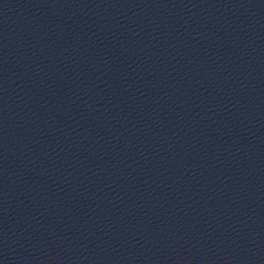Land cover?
I'll return each mask as SVG.
<instances>
[{
  "label": "water",
  "instance_id": "water-1",
  "mask_svg": "<svg viewBox=\"0 0 264 264\" xmlns=\"http://www.w3.org/2000/svg\"><path fill=\"white\" fill-rule=\"evenodd\" d=\"M0 264H164L63 218L0 198Z\"/></svg>",
  "mask_w": 264,
  "mask_h": 264
}]
</instances>
